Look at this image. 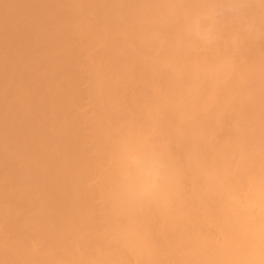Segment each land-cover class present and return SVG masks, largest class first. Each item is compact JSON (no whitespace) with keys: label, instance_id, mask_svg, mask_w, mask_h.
<instances>
[{"label":"bare ground","instance_id":"6f19581e","mask_svg":"<svg viewBox=\"0 0 264 264\" xmlns=\"http://www.w3.org/2000/svg\"><path fill=\"white\" fill-rule=\"evenodd\" d=\"M171 0H0V264H264V41L157 74ZM122 142L168 161L128 194Z\"/></svg>","mask_w":264,"mask_h":264},{"label":"clouds","instance_id":"9594fccd","mask_svg":"<svg viewBox=\"0 0 264 264\" xmlns=\"http://www.w3.org/2000/svg\"><path fill=\"white\" fill-rule=\"evenodd\" d=\"M166 29L142 38L154 72L223 81L237 69L243 50L264 41V0H171ZM118 154L129 167L132 198L151 197L161 190L168 169L162 152L122 142Z\"/></svg>","mask_w":264,"mask_h":264}]
</instances>
